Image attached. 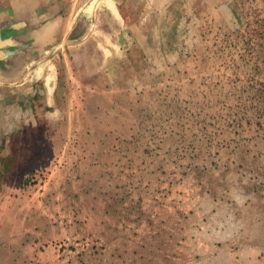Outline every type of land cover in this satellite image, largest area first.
Listing matches in <instances>:
<instances>
[{"label":"rangeland","instance_id":"374dc122","mask_svg":"<svg viewBox=\"0 0 264 264\" xmlns=\"http://www.w3.org/2000/svg\"><path fill=\"white\" fill-rule=\"evenodd\" d=\"M251 2L0 0V264H264Z\"/></svg>","mask_w":264,"mask_h":264},{"label":"crops","instance_id":"0c3cea01","mask_svg":"<svg viewBox=\"0 0 264 264\" xmlns=\"http://www.w3.org/2000/svg\"><path fill=\"white\" fill-rule=\"evenodd\" d=\"M34 7V5H30L25 12L31 13L29 18L38 19V21L37 23H28L30 29L24 31L28 39L20 41L22 43L20 44L21 49L34 44L36 40L38 41V38H44L42 40L44 44L60 43L62 36L67 33L62 29V21L64 19L59 16V13L62 11V6L59 4L55 5L54 10L57 12V16H51L53 9L46 3L39 4V8L36 10H34Z\"/></svg>","mask_w":264,"mask_h":264},{"label":"trees","instance_id":"16d2710c","mask_svg":"<svg viewBox=\"0 0 264 264\" xmlns=\"http://www.w3.org/2000/svg\"><path fill=\"white\" fill-rule=\"evenodd\" d=\"M254 2V4H253ZM242 39L255 71L264 73V0H252Z\"/></svg>","mask_w":264,"mask_h":264}]
</instances>
